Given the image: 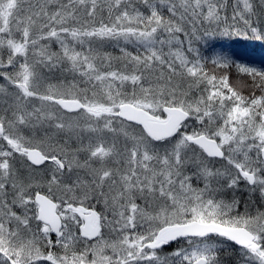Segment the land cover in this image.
<instances>
[{"label": "snow or ice", "instance_id": "obj_1", "mask_svg": "<svg viewBox=\"0 0 264 264\" xmlns=\"http://www.w3.org/2000/svg\"><path fill=\"white\" fill-rule=\"evenodd\" d=\"M264 0H0V264H264Z\"/></svg>", "mask_w": 264, "mask_h": 264}, {"label": "trees", "instance_id": "obj_2", "mask_svg": "<svg viewBox=\"0 0 264 264\" xmlns=\"http://www.w3.org/2000/svg\"><path fill=\"white\" fill-rule=\"evenodd\" d=\"M217 46L224 45L225 50L231 49L238 56L248 57L254 62H259L264 58V46H257L243 41L232 42L229 40H220L215 42Z\"/></svg>", "mask_w": 264, "mask_h": 264}]
</instances>
